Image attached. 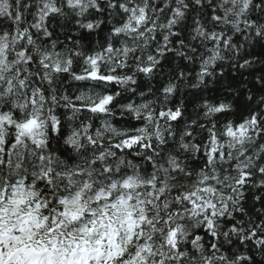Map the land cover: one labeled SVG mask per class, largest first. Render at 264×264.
Returning a JSON list of instances; mask_svg holds the SVG:
<instances>
[{"label": "snow or ice", "instance_id": "obj_1", "mask_svg": "<svg viewBox=\"0 0 264 264\" xmlns=\"http://www.w3.org/2000/svg\"><path fill=\"white\" fill-rule=\"evenodd\" d=\"M0 264H264V0H0Z\"/></svg>", "mask_w": 264, "mask_h": 264}]
</instances>
